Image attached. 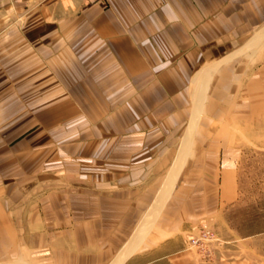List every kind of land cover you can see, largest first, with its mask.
Listing matches in <instances>:
<instances>
[{
	"label": "crops",
	"instance_id": "1",
	"mask_svg": "<svg viewBox=\"0 0 264 264\" xmlns=\"http://www.w3.org/2000/svg\"><path fill=\"white\" fill-rule=\"evenodd\" d=\"M249 123L264 0H0V264H264Z\"/></svg>",
	"mask_w": 264,
	"mask_h": 264
},
{
	"label": "rangeland",
	"instance_id": "2",
	"mask_svg": "<svg viewBox=\"0 0 264 264\" xmlns=\"http://www.w3.org/2000/svg\"><path fill=\"white\" fill-rule=\"evenodd\" d=\"M237 132L241 136H248V141L243 140L241 143L242 154L238 165L239 182L242 184L264 185V123H249V128H239ZM259 193L264 195L262 190ZM205 231L209 232L211 239L203 236ZM136 234H139L138 229ZM141 240H134L135 245ZM216 242L219 241L216 239L215 234L204 223L198 225L194 235L187 237L186 246L195 256L198 264H213L215 259L213 245ZM122 258L118 257L115 263Z\"/></svg>",
	"mask_w": 264,
	"mask_h": 264
},
{
	"label": "built area",
	"instance_id": "3",
	"mask_svg": "<svg viewBox=\"0 0 264 264\" xmlns=\"http://www.w3.org/2000/svg\"><path fill=\"white\" fill-rule=\"evenodd\" d=\"M203 236L208 237V239H211V236L208 231L203 232Z\"/></svg>",
	"mask_w": 264,
	"mask_h": 264
}]
</instances>
